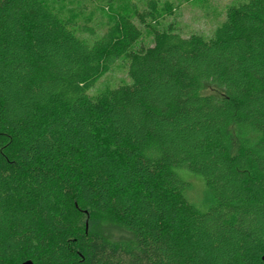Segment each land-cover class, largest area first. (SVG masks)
I'll return each instance as SVG.
<instances>
[{"label": "trees", "instance_id": "16d2710c", "mask_svg": "<svg viewBox=\"0 0 264 264\" xmlns=\"http://www.w3.org/2000/svg\"><path fill=\"white\" fill-rule=\"evenodd\" d=\"M154 34L135 49L123 14L88 44L43 1L0 0V264H264V0L210 39ZM120 59L130 82L90 95ZM231 126L259 140L233 154Z\"/></svg>", "mask_w": 264, "mask_h": 264}, {"label": "rangeland", "instance_id": "374dc122", "mask_svg": "<svg viewBox=\"0 0 264 264\" xmlns=\"http://www.w3.org/2000/svg\"><path fill=\"white\" fill-rule=\"evenodd\" d=\"M62 21L69 24L70 29L82 41L93 44L101 38L123 14L128 15L142 31V37L134 46L153 47L154 32L173 31L182 38L201 36L210 39L224 23L230 7L248 0H41ZM155 10L156 18L140 25L135 12ZM129 62L126 59L116 61L97 84L89 91L96 95L128 84ZM233 154L239 153L243 147L250 148L259 140L258 132L252 127L231 126L227 132ZM180 177L189 187L187 199L198 209L206 210L215 202L213 192L200 176L187 169L178 171Z\"/></svg>", "mask_w": 264, "mask_h": 264}, {"label": "water", "instance_id": "95a60500", "mask_svg": "<svg viewBox=\"0 0 264 264\" xmlns=\"http://www.w3.org/2000/svg\"><path fill=\"white\" fill-rule=\"evenodd\" d=\"M263 261H264V256H263ZM22 264H34L32 261H26V262H24V263H22Z\"/></svg>", "mask_w": 264, "mask_h": 264}]
</instances>
